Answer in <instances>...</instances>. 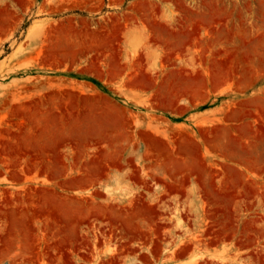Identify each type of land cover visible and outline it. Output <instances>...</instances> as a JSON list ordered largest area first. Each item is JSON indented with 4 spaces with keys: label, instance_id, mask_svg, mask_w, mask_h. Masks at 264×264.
<instances>
[{
    "label": "rangeland",
    "instance_id": "1",
    "mask_svg": "<svg viewBox=\"0 0 264 264\" xmlns=\"http://www.w3.org/2000/svg\"><path fill=\"white\" fill-rule=\"evenodd\" d=\"M0 264H264V0H0Z\"/></svg>",
    "mask_w": 264,
    "mask_h": 264
},
{
    "label": "bare ground",
    "instance_id": "2",
    "mask_svg": "<svg viewBox=\"0 0 264 264\" xmlns=\"http://www.w3.org/2000/svg\"><path fill=\"white\" fill-rule=\"evenodd\" d=\"M52 53V52H51ZM52 56V55H51ZM57 61V60H56ZM230 73V72H229ZM76 98V97H75ZM74 104V103H73ZM247 106V105H246ZM241 107V106H240ZM244 107H245V105H244ZM25 110V109H24ZM259 110V109H258ZM19 112V111H18ZM76 114V113H75ZM246 118V117H245ZM125 119V118H124ZM31 121V120H30ZM127 121V120H126ZM100 124V123H99ZM128 126V125H127ZM251 129V128H250ZM143 134V133H142ZM150 134V133H149ZM185 134V133H184ZM102 137V136H101ZM146 141V140H145ZM161 141V140H160ZM238 141V140H237ZM60 143V142H59ZM159 143V142H158ZM59 145V144H58ZM152 145V144H151ZM242 145V144H241ZM164 146V145H163ZM237 146V145H236ZM164 148V147H163ZM190 148V147H189ZM195 149H197V148H195ZM242 149V148H241ZM169 150V149H168ZM167 150V151H168ZM184 150H185V148H184ZM184 150H183V152H184ZM166 151V150H165ZM170 151V150H169ZM190 151V150H189ZM192 151H193V149H192ZM15 152V151H14ZM17 152V151H16ZM195 152V151H194ZM197 153V152H196ZM182 155V154H181ZM174 158V157H173ZM111 160V159H110ZM165 160H170V161H172L173 162V160H172V157H171V154H169V153H166V158H165ZM195 161V160H194ZM193 161V162H194ZM174 163V162H173ZM195 163V162H194ZM201 164V163H200ZM179 166H181L180 168H181V171L182 170H186V172H188V170L191 168L190 166H189V163L188 162H181L180 163V165ZM202 167H203V165H202ZM103 169V168H102ZM192 170V169H191ZM194 171V169L192 170V172ZM191 172V173H192ZM190 173V174H191ZM181 174V173H180ZM194 174H196V173H194ZM175 175V174H174ZM187 175V174H186ZM245 176V175H244ZM97 177V176H96ZM202 177V176H201ZM83 179V178H82ZM89 179V178H88ZM89 181V180H88ZM92 181V180H91ZM78 182V181H77ZM79 184V183H78ZM205 193V192H204ZM207 195V194H206ZM227 195V194H226ZM228 196V195H227ZM224 197V196H223ZM226 198H228V197H226ZM233 201V200H232ZM79 205V204H78ZM48 206H49V204H48ZM143 208V207H142ZM81 210V209H80ZM152 212V211H151ZM130 216V215H129ZM140 216V215H139ZM52 217V216H51ZM133 217V216H132ZM73 218V217H72ZM134 218V220H136L135 218H137L136 216L135 217H133ZM74 222V221H73ZM126 225V224H125Z\"/></svg>",
    "mask_w": 264,
    "mask_h": 264
}]
</instances>
